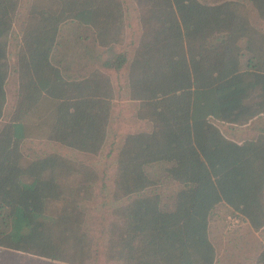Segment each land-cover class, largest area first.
I'll return each mask as SVG.
<instances>
[{"label":"trees","instance_id":"trees-1","mask_svg":"<svg viewBox=\"0 0 264 264\" xmlns=\"http://www.w3.org/2000/svg\"><path fill=\"white\" fill-rule=\"evenodd\" d=\"M252 20L264 0H0V264H220L213 219L263 227L264 125L223 129L264 115Z\"/></svg>","mask_w":264,"mask_h":264},{"label":"crops","instance_id":"crops-1","mask_svg":"<svg viewBox=\"0 0 264 264\" xmlns=\"http://www.w3.org/2000/svg\"><path fill=\"white\" fill-rule=\"evenodd\" d=\"M218 0H201L204 3H214ZM249 7V8H248ZM250 6L246 5V11H250ZM257 20V19H256ZM251 26L257 28L260 33H264V21L252 20ZM261 29V31H260ZM116 103H122L121 101H115ZM129 115V114H127ZM126 116L122 117L123 120ZM130 117V116H129ZM129 119V118H128ZM138 124L142 125L140 122ZM264 125V115L255 117L245 125H223L224 132L227 137L235 139L243 134L244 137L250 134L254 126ZM245 131V132H244ZM242 138V137H240ZM210 238L217 250L219 251L220 258L225 256L226 261H221L220 264H235L237 260L236 256L241 257L239 264H255L256 256L259 257L260 252L264 250V226L259 230L254 231L250 224L238 226L228 230L225 227V220L223 218H216L210 224Z\"/></svg>","mask_w":264,"mask_h":264},{"label":"rangeland","instance_id":"rangeland-1","mask_svg":"<svg viewBox=\"0 0 264 264\" xmlns=\"http://www.w3.org/2000/svg\"><path fill=\"white\" fill-rule=\"evenodd\" d=\"M120 109H122L121 108V106H120V103H115V105H114V112L115 113H120ZM129 110H127V111H121V113L120 114H122V116H120V118H119V120L117 121V123H116V129H118L120 132H124V131H127L129 128L130 129H133V128H135L137 125H138V123L137 122H133V120H132V117H129V115H127L129 112H128ZM124 116H126L123 120H121L122 119V117H124ZM130 119V120H127V119ZM30 152V151H29ZM72 156L74 157V159L73 160H81V161H87L89 158H87V157H85L84 155H76V154H72ZM88 204H89V202H87ZM96 208V209H95ZM95 208H93V209H91V210H89L88 211V213H87V218L89 219V220H94V218L98 215V210H99V208L98 207H95ZM91 221V222H92ZM93 225H95L94 223H89L88 224V226L91 228V227H94ZM10 260H12V259H10ZM11 262H13V261H11Z\"/></svg>","mask_w":264,"mask_h":264},{"label":"built area","instance_id":"built-area-1","mask_svg":"<svg viewBox=\"0 0 264 264\" xmlns=\"http://www.w3.org/2000/svg\"><path fill=\"white\" fill-rule=\"evenodd\" d=\"M225 223L227 225L228 230H231L233 228H236L241 225H245L248 223V221L242 219L241 217L237 215H227L225 219Z\"/></svg>","mask_w":264,"mask_h":264}]
</instances>
